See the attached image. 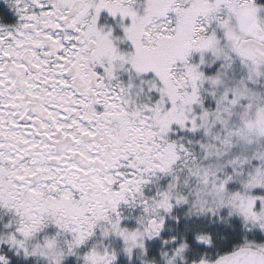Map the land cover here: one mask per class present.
<instances>
[{
	"label": "snow or ice",
	"instance_id": "1",
	"mask_svg": "<svg viewBox=\"0 0 264 264\" xmlns=\"http://www.w3.org/2000/svg\"><path fill=\"white\" fill-rule=\"evenodd\" d=\"M0 264H264V0H0Z\"/></svg>",
	"mask_w": 264,
	"mask_h": 264
},
{
	"label": "flooded vegetation",
	"instance_id": "2",
	"mask_svg": "<svg viewBox=\"0 0 264 264\" xmlns=\"http://www.w3.org/2000/svg\"><path fill=\"white\" fill-rule=\"evenodd\" d=\"M5 15H6L7 19H9V20H12L13 19V17L11 16V13L10 12H7L6 9H5Z\"/></svg>",
	"mask_w": 264,
	"mask_h": 264
},
{
	"label": "rangeland",
	"instance_id": "3",
	"mask_svg": "<svg viewBox=\"0 0 264 264\" xmlns=\"http://www.w3.org/2000/svg\"><path fill=\"white\" fill-rule=\"evenodd\" d=\"M108 22H111L110 20Z\"/></svg>",
	"mask_w": 264,
	"mask_h": 264
}]
</instances>
